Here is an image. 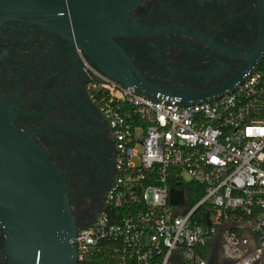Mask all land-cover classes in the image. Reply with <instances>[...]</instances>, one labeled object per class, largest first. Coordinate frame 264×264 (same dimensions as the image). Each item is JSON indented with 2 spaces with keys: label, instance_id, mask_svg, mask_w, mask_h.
<instances>
[{
  "label": "built area",
  "instance_id": "built-area-1",
  "mask_svg": "<svg viewBox=\"0 0 264 264\" xmlns=\"http://www.w3.org/2000/svg\"><path fill=\"white\" fill-rule=\"evenodd\" d=\"M86 66L116 156L105 206L79 230V264L102 250L115 264H170L175 253L207 264L201 251L220 233L234 264H264V53L233 90L188 105ZM184 182L203 185V198L190 207L185 193L184 204L171 205V184Z\"/></svg>",
  "mask_w": 264,
  "mask_h": 264
},
{
  "label": "flooded vegetation",
  "instance_id": "flooded-vegetation-1",
  "mask_svg": "<svg viewBox=\"0 0 264 264\" xmlns=\"http://www.w3.org/2000/svg\"><path fill=\"white\" fill-rule=\"evenodd\" d=\"M131 14L164 30L118 42L150 85L177 95L225 87L264 45V0H142ZM3 33L0 97L13 125L56 167L76 221L86 225L105 206L116 156L90 90V63L66 35L37 26ZM5 248L0 236V264H7ZM211 255L216 264H234L219 239Z\"/></svg>",
  "mask_w": 264,
  "mask_h": 264
},
{
  "label": "water",
  "instance_id": "water-1",
  "mask_svg": "<svg viewBox=\"0 0 264 264\" xmlns=\"http://www.w3.org/2000/svg\"><path fill=\"white\" fill-rule=\"evenodd\" d=\"M141 2L0 0V36L5 28L32 30L34 26L66 35L106 77L153 99L179 98L183 105L224 96L260 64L264 45L223 88L177 95L150 85L118 42L164 30L132 16ZM10 108L0 97V236L6 242L7 264H79L78 233L92 221L86 225L76 221L62 176L31 135L13 125ZM184 200L185 191L173 187L171 205L184 204ZM208 262L216 264V257L210 254ZM180 263L185 264L182 258Z\"/></svg>",
  "mask_w": 264,
  "mask_h": 264
},
{
  "label": "trees",
  "instance_id": "trees-1",
  "mask_svg": "<svg viewBox=\"0 0 264 264\" xmlns=\"http://www.w3.org/2000/svg\"><path fill=\"white\" fill-rule=\"evenodd\" d=\"M171 186L174 187H180L182 188L187 196V205L190 207L194 206L197 204L204 196L205 194V188L203 185L195 182H184V183H172ZM208 211L205 208L200 209L199 215L202 218L201 219V224H205V219L207 216ZM210 251L211 247L210 244L208 243L203 250L201 251V256L204 259L209 258L210 256ZM185 261V260H184ZM186 264H190L187 261H185ZM87 264H115L114 261L110 258L108 253H106L104 250L101 252L96 253L94 256H92L88 261Z\"/></svg>",
  "mask_w": 264,
  "mask_h": 264
},
{
  "label": "crops",
  "instance_id": "crops-1",
  "mask_svg": "<svg viewBox=\"0 0 264 264\" xmlns=\"http://www.w3.org/2000/svg\"><path fill=\"white\" fill-rule=\"evenodd\" d=\"M222 237H223V234L220 233V234H218V236L216 237V239H219V240L222 241ZM180 258H182V256H181L180 254H178V253H175V254L173 255L172 259H171L170 264H181V263H180ZM182 259H183V258H182ZM183 261H184V259H183ZM184 262H185V261H184ZM185 264H186V262H185Z\"/></svg>",
  "mask_w": 264,
  "mask_h": 264
},
{
  "label": "rangeland",
  "instance_id": "rangeland-1",
  "mask_svg": "<svg viewBox=\"0 0 264 264\" xmlns=\"http://www.w3.org/2000/svg\"><path fill=\"white\" fill-rule=\"evenodd\" d=\"M185 179L187 180V181H189V177L185 174ZM222 245V244H221Z\"/></svg>",
  "mask_w": 264,
  "mask_h": 264
}]
</instances>
